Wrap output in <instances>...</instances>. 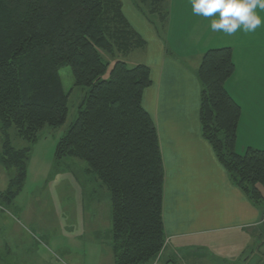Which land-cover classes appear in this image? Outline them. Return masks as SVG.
Listing matches in <instances>:
<instances>
[{
    "label": "trees",
    "instance_id": "obj_1",
    "mask_svg": "<svg viewBox=\"0 0 264 264\" xmlns=\"http://www.w3.org/2000/svg\"><path fill=\"white\" fill-rule=\"evenodd\" d=\"M137 1L141 9L153 3L149 14L167 21L168 12L162 15L155 6L168 0ZM145 47L121 0H0V162L15 171L1 194L2 208L22 191L39 134L67 122L70 95L60 71L69 68L75 87L88 92L57 145L56 161L84 162L86 174L109 190L114 264H155L167 246L163 157L156 125L143 106L152 72L118 59ZM235 70L231 49L205 53L198 70L202 134L232 182L261 207L264 151L235 150L242 109L226 90ZM12 129L29 147L13 146Z\"/></svg>",
    "mask_w": 264,
    "mask_h": 264
},
{
    "label": "crops",
    "instance_id": "obj_2",
    "mask_svg": "<svg viewBox=\"0 0 264 264\" xmlns=\"http://www.w3.org/2000/svg\"><path fill=\"white\" fill-rule=\"evenodd\" d=\"M167 8L161 32L147 17V10V15L143 12L140 17L136 6L129 3L123 11L146 43L145 64L152 72V86L144 93L143 106L156 125L164 163L163 218L168 242L156 264H174L179 248L208 246L203 237L230 232L250 236L254 227L264 224L262 206L252 203L232 182L203 137L198 79L207 51L231 49L236 70L241 67L249 73L245 92L239 82L231 84L233 77L226 83V90L242 109L235 150L240 155L248 149L264 151V23L254 32L241 29L228 35L211 30L213 18L195 15L191 0H168ZM256 12L264 20V9L258 6ZM131 17L134 20L130 21ZM253 48L256 52L243 59L245 66L239 65L242 52ZM245 115L249 136H242ZM2 152L3 144L0 156ZM6 171L0 162V180ZM261 190L264 195V187ZM16 233L20 234L9 230L8 235L9 246L15 251L16 243L23 244ZM187 261L184 264H197Z\"/></svg>",
    "mask_w": 264,
    "mask_h": 264
},
{
    "label": "rangeland",
    "instance_id": "obj_3",
    "mask_svg": "<svg viewBox=\"0 0 264 264\" xmlns=\"http://www.w3.org/2000/svg\"><path fill=\"white\" fill-rule=\"evenodd\" d=\"M121 2L123 11L127 10L129 3L136 6L140 17L143 12L147 15L146 10L149 13L154 11L151 2L142 5L143 9L137 0ZM167 7V2L156 5L155 11L164 15L168 12ZM147 17L158 25L161 32L162 18L157 14H148ZM132 20L134 18L131 17ZM255 52L254 48L244 50L239 65L245 66L247 61L243 62V59ZM118 59L134 68L146 65L147 55L144 49H139L128 55L120 54ZM201 65L202 61L199 68ZM60 75L64 89L70 95L67 122L58 129L47 127L39 134L38 143L31 147L24 187L7 209L2 208L1 193L10 187L15 171L6 169L7 174H1L0 208L4 211H0V264H114V256L109 250L112 249L109 190L86 174L84 162L65 159L58 164L56 161L57 145L76 122L79 107L88 92L85 88L75 87L69 68H63ZM248 79V71L239 67L231 84L235 86L239 82L245 92V87H249ZM243 123L242 136H249L246 115ZM9 136L15 148L29 147L27 142L17 137L14 129ZM1 143L3 135L0 131V150ZM262 208L264 210V204ZM15 229L20 232L16 233L17 241L23 243H16V251L9 246L8 236L9 230ZM250 234L230 232L215 238L203 237L202 242L208 246L191 250L179 248L181 259L174 260L177 264H184L185 260L197 264H264V224L254 227Z\"/></svg>",
    "mask_w": 264,
    "mask_h": 264
},
{
    "label": "clouds",
    "instance_id": "obj_4",
    "mask_svg": "<svg viewBox=\"0 0 264 264\" xmlns=\"http://www.w3.org/2000/svg\"><path fill=\"white\" fill-rule=\"evenodd\" d=\"M195 15L211 19L212 31L228 35L238 30L254 32L264 23L256 9H264V0H191Z\"/></svg>",
    "mask_w": 264,
    "mask_h": 264
}]
</instances>
